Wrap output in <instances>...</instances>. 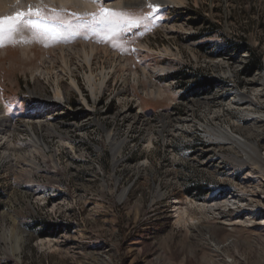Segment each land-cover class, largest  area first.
I'll use <instances>...</instances> for the list:
<instances>
[{"label": "rangeland", "instance_id": "374dc122", "mask_svg": "<svg viewBox=\"0 0 264 264\" xmlns=\"http://www.w3.org/2000/svg\"><path fill=\"white\" fill-rule=\"evenodd\" d=\"M164 3L127 8L148 27L118 39H53L29 26L25 55V35L5 36L0 104L12 125L0 127V264H264V165H241V150L204 128L230 129L264 160V71L245 74L253 56L264 68V0ZM91 72L107 78L95 100Z\"/></svg>", "mask_w": 264, "mask_h": 264}, {"label": "bare ground", "instance_id": "6f19581e", "mask_svg": "<svg viewBox=\"0 0 264 264\" xmlns=\"http://www.w3.org/2000/svg\"><path fill=\"white\" fill-rule=\"evenodd\" d=\"M159 2H163V3L165 2L163 5L168 6L169 4L170 5L182 4L183 0H115L114 3H109L108 7L111 10H124L125 11V10H127V8H132V7H129L130 4H144L146 6L149 3L150 4H157ZM29 6H31L33 9L45 7V6L48 8H51V9L56 8L59 10L73 9L74 11L76 10L81 14L89 13V11L96 9V7L94 5H92L90 3H85L84 0H20L19 3H17L16 0H0V18L2 16H13L18 11H22V10L27 11ZM24 35H23L24 38L22 39L23 48H24L22 51H24V53H22V54L28 55V53H33L32 52V44L30 42V36H28L27 33H25ZM108 49H106L104 51V54L107 56L111 55L108 52L109 51ZM67 51H68V49H66L64 47L61 48L62 56H63V59L65 60L64 64L66 66V70L69 71L68 60L66 57ZM90 52H91L90 55L86 54V52H85V60H84L89 69H91V67H92L93 56L96 54V49L94 48V46L91 48ZM116 56H117V54H116ZM168 68H170V67H164V71L168 70ZM144 74H145V72H144ZM101 75H102V79L99 82H97V80L94 77L92 72L90 74L86 75L87 88H88L89 92L91 93L93 100L97 99L98 94L102 93L103 89H104V84H105L107 78L105 77V72H102ZM134 76H136V75H134ZM56 83L57 82H55V85H56ZM70 84H71L72 90H74L75 92H79V94H82V91H81V88L79 87L78 82L72 77H71V83ZM150 93L152 94V96H156V97H159L162 95V94L160 95V92L157 90H152ZM33 94H35V93H33ZM54 97L60 101H64L66 99V97H64V94L62 93L61 88L58 86L55 88ZM81 99L84 101V104H86L87 107L90 109L91 107L89 106V103H87V100L85 99L83 94L81 96ZM240 100L243 101L246 99L240 98ZM47 107L48 106H45L43 108H47ZM43 111L47 112L46 110H43ZM90 111H93V110L90 109ZM104 112H105V110H104ZM11 123H12V119L6 115L3 106L0 104V127H2V129L4 130V126H8V125L11 126L12 125ZM37 126L39 127L40 125H37ZM204 128L207 129L208 136H210L211 139L215 143H218V144L223 145V146H229V147L234 146V147L239 148L245 156V160H240V161L238 160L239 162L242 163L241 165L251 164L254 166V168L255 167L256 168L263 167L264 160L260 156L258 144H256V143L251 144L248 141H246L245 139H243L242 137H240V136L237 137L235 134H233V132L230 129H223L221 127L212 128L209 126H205ZM3 130H1V131H3ZM28 130L30 133H32V136L29 140V143L34 145L35 147L41 145L42 140L33 131V126L30 125L28 127ZM114 143H116V142H114ZM120 146H121V143L119 144L118 147L116 146L118 149L113 148L114 152H115V154H114L115 158L119 154H121ZM114 162H115V165H117L119 163V161H117V160H115ZM126 193H127V190H124L122 192V194L120 195L119 200L124 199L126 197L125 196ZM224 203L233 205L232 199L226 200V201H224ZM234 204H235V202H234ZM221 205H222V202H221ZM217 206H218V204L216 202L214 203V205H210L209 207L205 206V204H201L202 208H208L210 210L217 209L218 208ZM21 245H22V238L16 237L15 246H14V252L15 253L20 252ZM211 247H212V249H211L212 252L218 253V254H223L225 252L227 253L230 249L229 247H226L224 250H220V248H217V247L213 248L214 246H211Z\"/></svg>", "mask_w": 264, "mask_h": 264}, {"label": "snow or ice", "instance_id": "6c2138e0", "mask_svg": "<svg viewBox=\"0 0 264 264\" xmlns=\"http://www.w3.org/2000/svg\"><path fill=\"white\" fill-rule=\"evenodd\" d=\"M17 3L20 0H16ZM85 3L94 5L99 11L78 15L75 12L68 13L63 10L49 9L47 11L31 6L27 11H18L15 16L0 18V47L7 35L9 39L19 35L23 38V32L31 26L36 30V34L42 37L53 39H70L82 33L92 32L102 36L105 40L121 38L123 34L132 33L134 29H139L143 24L148 27L146 21L148 16L133 17L125 11L111 10L106 3H114L115 0H84ZM129 7H139L143 9L144 4H130ZM147 7L156 13L158 4H147ZM32 17L36 19L33 20ZM85 38H88L85 35Z\"/></svg>", "mask_w": 264, "mask_h": 264}, {"label": "trees", "instance_id": "16d2710c", "mask_svg": "<svg viewBox=\"0 0 264 264\" xmlns=\"http://www.w3.org/2000/svg\"><path fill=\"white\" fill-rule=\"evenodd\" d=\"M246 70H245V74L249 75V76H253L256 72L259 71H264L263 68V63L261 60V57H252L251 60L249 61L248 64H246L245 66ZM180 77L179 73L176 72L174 73L170 78L171 79H178ZM185 98V96H184ZM74 118H76V115H72ZM194 190L196 192V194L199 195H204L207 194L206 191H201L202 189L200 187H195L193 189H191V191Z\"/></svg>", "mask_w": 264, "mask_h": 264}]
</instances>
